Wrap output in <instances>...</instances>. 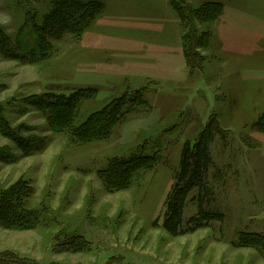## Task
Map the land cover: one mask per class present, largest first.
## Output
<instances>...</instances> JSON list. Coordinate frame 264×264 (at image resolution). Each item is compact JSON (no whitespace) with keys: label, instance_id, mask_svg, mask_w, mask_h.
I'll return each mask as SVG.
<instances>
[{"label":"rangeland","instance_id":"rangeland-1","mask_svg":"<svg viewBox=\"0 0 264 264\" xmlns=\"http://www.w3.org/2000/svg\"><path fill=\"white\" fill-rule=\"evenodd\" d=\"M61 1L0 0V192L29 195L25 209L41 219L31 231L0 229V259L8 252L36 264H264L259 251L239 246L242 237L264 236V128L256 125L264 114V0H75L102 11L81 37L55 41L44 21ZM170 4L186 17L195 11L205 35L199 71L181 56L186 30ZM207 4L222 12L205 15ZM19 43L42 54L24 61ZM80 90L91 91L69 125L52 131L41 98ZM136 96L145 103L132 104ZM119 99L126 103L106 139L74 137ZM209 128L203 210L218 217L171 237L162 229L164 204L180 152ZM133 158L136 170L114 177L126 187L112 189L109 164ZM196 199L189 196L184 223L199 216ZM71 238L83 249L65 251Z\"/></svg>","mask_w":264,"mask_h":264},{"label":"trees","instance_id":"trees-1","mask_svg":"<svg viewBox=\"0 0 264 264\" xmlns=\"http://www.w3.org/2000/svg\"><path fill=\"white\" fill-rule=\"evenodd\" d=\"M183 5V4H182ZM172 9L176 11L183 26L184 34L182 36V51L185 59L187 69L192 72L194 70H201L202 66L199 61V54L197 50L202 46V39L205 35H199L195 24V11L186 9V15L180 13V8L170 4ZM205 15H218L219 11L223 9L221 4H207ZM185 10V9H184ZM102 11V5L98 2L81 3L75 0H65L54 5V9L47 16L44 21L45 36L49 39L58 41L64 35H73L81 37L87 30L94 19L97 12ZM209 13V14H208ZM33 37L34 33H32ZM25 36V35H24ZM26 37V36H25ZM31 37V34L30 36ZM78 37V38H79ZM28 38V37H27ZM40 38V36H37ZM22 42V41H21ZM20 44V43H19ZM204 44V43H203ZM22 52L21 57L29 58L28 62L34 60L35 56L42 54V51L36 45L26 47L24 43L20 44ZM18 57V56H16ZM75 91L68 97L48 96L41 98V109L48 113V122L54 132H61L64 130L72 120L75 107L79 100L85 98V93L91 90ZM131 102L132 104L142 105L145 100L141 97ZM126 103L125 99L116 100L107 109L95 114L82 127L77 129L75 136L82 142H92L106 139L110 130L120 118V110L122 105ZM120 114V115H119ZM211 124V123H210ZM259 129L264 128V114L258 118L257 124ZM209 130V131H208ZM203 132L191 144L185 143L180 155L174 182L165 200V219L162 229L171 237H179L184 234L194 233L205 226L209 219L218 217L217 213H204L203 202L208 198L210 188L207 184L209 168L212 165V157L210 154V142L212 140V133L210 128ZM24 150L27 147L21 146ZM140 164L138 158H133L127 161L113 160L109 164V170L106 173V182L112 189H124L125 183H117L114 177H120L123 173L132 174L137 165ZM197 194V204L199 205V216L190 219L184 223V209L189 196L192 193ZM29 195L23 196L14 187L6 192H0V229L14 232L31 231L37 229L41 225V219L38 211H29L25 209V201ZM75 239L71 238L65 242L68 252H79L82 248L80 243L73 242ZM239 246L246 248H253L259 251L264 258V236L263 235H247L242 237L239 241ZM56 253L62 252V249L54 250ZM3 256L9 259H0V264H36L30 261L20 259L12 253H2ZM2 256V255H0ZM22 261V262H21ZM26 261V262H24ZM35 262V261H34ZM39 264V263H38Z\"/></svg>","mask_w":264,"mask_h":264},{"label":"crops","instance_id":"crops-1","mask_svg":"<svg viewBox=\"0 0 264 264\" xmlns=\"http://www.w3.org/2000/svg\"><path fill=\"white\" fill-rule=\"evenodd\" d=\"M179 50H181V48H180ZM181 56L183 57V55H182V51H181Z\"/></svg>","mask_w":264,"mask_h":264}]
</instances>
